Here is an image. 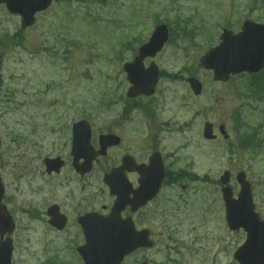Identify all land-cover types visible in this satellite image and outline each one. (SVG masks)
<instances>
[{"label": "rangeland", "instance_id": "1", "mask_svg": "<svg viewBox=\"0 0 264 264\" xmlns=\"http://www.w3.org/2000/svg\"><path fill=\"white\" fill-rule=\"evenodd\" d=\"M245 20L264 23V0H53L24 31L19 18L0 6V182L2 204L15 223L11 264H81L75 226L56 232L45 215L53 203L62 207L68 192L62 182L73 187L69 130L79 120L94 134L119 128L121 150L136 156L149 155L153 142L167 169L198 179H182L175 187L164 182L146 208L153 248L122 264H237L233 254L245 235L226 227L219 178L229 172L235 197V175L244 172L254 211L264 219V89L257 97L252 89L245 93L250 81L244 76L215 83L198 59L218 44L222 28L236 33ZM158 24L167 26L169 38L144 66L152 61L173 78L160 79L149 107L140 102L123 119V110L133 106L125 98L122 65ZM189 77L202 83L200 96H192ZM235 114L242 121L237 134ZM204 122L214 125L216 141L202 138ZM253 131L261 153L239 140ZM51 157L65 166L47 178L43 159Z\"/></svg>", "mask_w": 264, "mask_h": 264}, {"label": "water", "instance_id": "2", "mask_svg": "<svg viewBox=\"0 0 264 264\" xmlns=\"http://www.w3.org/2000/svg\"><path fill=\"white\" fill-rule=\"evenodd\" d=\"M51 1L0 0V4H4L10 14L19 15L21 29H26L34 24L35 14L45 11ZM166 39V28L164 26L157 27L149 41L139 49L138 56L134 58L133 62L123 66L127 81L131 85L126 93L128 98H135L140 95L148 97L153 94L158 75L157 69L153 64L148 69H144L142 62L147 57H154ZM220 39L219 46L211 49L200 59V65L205 70L212 71L214 81L225 82L230 75L243 72L253 74L264 67V25L246 21L243 23L240 33L234 35L223 30ZM188 82L193 93L199 95L202 87L198 81L189 79ZM85 126L86 122L84 121L73 124L72 149L76 154L74 162L83 157L82 151L85 150L88 142L84 136L86 134ZM204 138L214 139L209 124L204 126ZM117 143L118 140L113 137L103 136L100 138V144L104 150ZM125 163L124 160L123 164ZM45 165L46 172L50 173L53 170L58 172L62 163L57 159L45 160ZM76 170L86 171L79 168ZM137 171L141 175L140 183L142 185L130 202L127 200V195L123 194L121 186L115 185L118 178L113 179L115 171L105 177V183L109 186L111 194L116 195L117 200L112 209V214L108 217L98 219L88 217L81 222L86 241L85 246L79 248L78 252L84 260V264H121L124 256L134 250L151 247L152 244L148 241V232L136 233L130 220L123 221L119 217V212L127 204H130L134 211L143 206L154 197L160 186L163 173L161 163L155 156L150 159L149 166L145 171L143 169ZM228 180L229 174L224 173L221 183L226 185ZM236 180L240 185V192L236 200L232 198L229 187L222 189L228 229L231 231L242 229L246 233L244 244L235 251L233 257L239 264H264V222L259 221L258 216L253 212L250 187L245 181L244 173H239ZM111 182L115 184L112 185ZM2 194L3 188L0 184V200ZM48 215L52 217L50 224L62 229V220L57 219L56 212L49 210ZM12 228L11 219L0 205V236L4 232L10 233ZM10 250L8 241L3 243L0 241V264H9Z\"/></svg>", "mask_w": 264, "mask_h": 264}, {"label": "flooded vegetation", "instance_id": "3", "mask_svg": "<svg viewBox=\"0 0 264 264\" xmlns=\"http://www.w3.org/2000/svg\"><path fill=\"white\" fill-rule=\"evenodd\" d=\"M138 100L142 102L144 101L146 103V104L144 103V105H150L149 100L151 99L140 98ZM128 112H129L128 110L124 112L123 119H126V117L128 116ZM154 117L155 116L151 113V117H150L151 120L154 119ZM166 126L167 125H165V127ZM116 130L109 129L105 132H97L96 134H94L93 129L90 126V134H89L90 148L89 150H87V152L96 157V160L93 162L92 169L88 174L81 176L77 174L71 167L73 172L72 173L73 179H71L73 181V187L72 188L70 187L72 183L71 182L68 183V179L66 180V183L62 182V189L68 188V192L65 194V197L62 200V207L60 206V204L57 203L51 204V205L54 204L57 205L59 211L66 218V227L68 228L73 224L78 232V235H80L82 239L83 236L77 224V219L90 212H95L101 215H107L114 201V197L109 195L106 186L102 183L103 177L113 169L120 167L122 158L126 156L131 157L136 165H145L148 161L149 155L156 151H159L154 147V143L152 142V145L148 149V151L150 152L149 155H144L143 153H141L139 156H136L128 151L124 152L123 150H121V148L125 144V139L123 135L117 132ZM103 134H110L115 137H118L119 144L117 146L108 148L105 155L103 157H99L101 151L99 150L98 139ZM70 139H71V129L69 130V145H70ZM223 140L224 141L228 140V136ZM160 155L162 161L164 162V157L162 156L161 153ZM81 163L82 160H80L79 164ZM133 168L134 165L131 164L130 167H126L121 173V176H123L128 182L131 191L137 188L138 180H139V176L134 171ZM168 171L169 170H167L165 174L168 181L170 180V182H172L171 180L181 177V175L178 173H169ZM59 175L60 173L59 174L51 173L47 175V178H51V177L54 178L55 176H59ZM94 186L97 187V190L93 192H89L88 188ZM66 190L67 189H65L64 191ZM99 200H101L102 202L98 204ZM64 202H66V205H64ZM69 206H73L71 214L68 213ZM121 217L122 218L130 217L136 229L145 228V224L147 222L146 207L138 210L136 213H130V208L127 207L121 213Z\"/></svg>", "mask_w": 264, "mask_h": 264}, {"label": "trees", "instance_id": "4", "mask_svg": "<svg viewBox=\"0 0 264 264\" xmlns=\"http://www.w3.org/2000/svg\"><path fill=\"white\" fill-rule=\"evenodd\" d=\"M254 86H256V85H254Z\"/></svg>", "mask_w": 264, "mask_h": 264}]
</instances>
